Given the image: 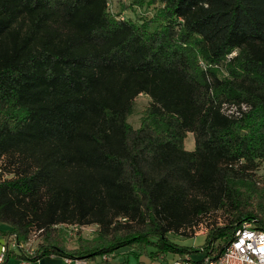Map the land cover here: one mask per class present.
<instances>
[{"label":"trees","instance_id":"trees-1","mask_svg":"<svg viewBox=\"0 0 264 264\" xmlns=\"http://www.w3.org/2000/svg\"><path fill=\"white\" fill-rule=\"evenodd\" d=\"M157 1L154 16L121 20L108 0H0L4 258L33 231L45 238L21 249L28 261L132 244L200 252L167 234L219 209L230 221L206 252L245 222L264 230V0ZM141 94L151 102L135 128ZM61 224L98 234L70 252Z\"/></svg>","mask_w":264,"mask_h":264},{"label":"rangeland","instance_id":"rangeland-1","mask_svg":"<svg viewBox=\"0 0 264 264\" xmlns=\"http://www.w3.org/2000/svg\"><path fill=\"white\" fill-rule=\"evenodd\" d=\"M109 11L115 15H120V19L126 18H138L148 19L152 17L161 7V2L157 0H108ZM151 99L145 94L139 95L135 100L134 113L129 117L131 124L137 128L140 126V119L144 111L148 108ZM242 109L247 110L245 105ZM226 112H237L236 106H225ZM185 148L187 150H194L195 138L193 133H188L185 139ZM254 178L257 179L258 185L256 186L259 191L264 190V160H262L258 168L254 171ZM230 214L226 209L214 210L204 215L201 220L192 225L182 227L178 231H170L167 234L169 242L178 247H188L192 251L201 250L206 248L208 241L212 238V232L218 228L227 225L230 221ZM91 231L77 232L71 231V229L58 227L60 237L64 240V247L67 251H74L79 246V239L91 240L97 236V228L94 227ZM47 235V234H46ZM45 238V233L40 231H33L30 234V239L27 242H23V249L26 252H33L41 240ZM218 242H215L216 246ZM187 254V253H186ZM193 260H200L203 255L198 251L189 253ZM103 262L112 264H148L150 257L152 262L161 260H172L183 254H177L171 251L160 252L152 246H145L141 244H132L126 247L117 249L113 253L106 255H100ZM104 256L106 258H104ZM147 257V259H145ZM117 261V262H115Z\"/></svg>","mask_w":264,"mask_h":264},{"label":"built area","instance_id":"built-area-1","mask_svg":"<svg viewBox=\"0 0 264 264\" xmlns=\"http://www.w3.org/2000/svg\"><path fill=\"white\" fill-rule=\"evenodd\" d=\"M3 177H8V175L3 174L0 167V180ZM58 227L71 229L73 232L91 231L94 227L98 230L97 225L61 224ZM11 246L21 250L24 245L14 239L11 241ZM6 250L5 243L2 246L0 261L4 259ZM199 253L203 256L198 261L193 260L187 253L172 260H161L154 264H264V230L259 228L255 221L245 222L234 230L233 238L225 245L221 254L206 252V248H202ZM27 262V260H22L19 264H27Z\"/></svg>","mask_w":264,"mask_h":264},{"label":"crops","instance_id":"crops-1","mask_svg":"<svg viewBox=\"0 0 264 264\" xmlns=\"http://www.w3.org/2000/svg\"><path fill=\"white\" fill-rule=\"evenodd\" d=\"M8 228L9 227L7 225L0 223V229L1 230H5ZM5 243H6V239L0 235V256L2 253V251H1L2 246ZM10 251L11 252L7 255V257L4 258L2 261H0V264H19L22 260H26V259H22L21 257L18 256L19 253L21 252L20 249H15L11 246ZM145 259H147V257ZM77 260H79V261H77ZM148 260H150L148 264L156 263L155 261L152 262L151 257ZM115 262H117V261H115ZM27 264H110V263L103 262L101 256H97V257L91 258V259L80 260V259H73L70 257L62 256V255L51 254V255H46L44 257H41L37 260L28 261Z\"/></svg>","mask_w":264,"mask_h":264}]
</instances>
